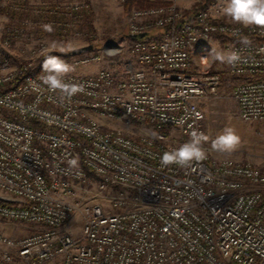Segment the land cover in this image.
Returning <instances> with one entry per match:
<instances>
[{"label": "built area", "instance_id": "obj_1", "mask_svg": "<svg viewBox=\"0 0 264 264\" xmlns=\"http://www.w3.org/2000/svg\"><path fill=\"white\" fill-rule=\"evenodd\" d=\"M82 7L52 4L49 12ZM221 16L220 0L189 16L174 3L132 9L128 36L174 25L158 41L128 44L153 75L128 65L124 76L108 68L71 71L65 80L85 88L71 101L47 91L43 69L12 65L0 52V221L32 226L16 239L0 237V264H264V173L256 165L215 158L210 141L208 158L193 168L159 163L192 130L215 138L205 130L200 99L217 94L220 77L189 71L195 46L214 34L242 57L228 65L239 81L230 91L238 115L264 119V29ZM13 36L0 35V45ZM102 57L63 60L76 68ZM98 117L143 123L151 134L133 137ZM92 184L119 188L112 211L84 194Z\"/></svg>", "mask_w": 264, "mask_h": 264}, {"label": "rangeland", "instance_id": "obj_2", "mask_svg": "<svg viewBox=\"0 0 264 264\" xmlns=\"http://www.w3.org/2000/svg\"><path fill=\"white\" fill-rule=\"evenodd\" d=\"M76 1L77 4H83L82 9L77 12H67L64 8L49 12V3L39 9L35 0H0V35L9 33L14 35L8 45H0V52L9 56L12 65L31 62L34 68L39 69L42 68L43 57L50 52L61 59H66L73 55L72 48L92 44V50L87 53H103L104 65L120 73L124 69L123 60L130 54L123 0H108V2L97 0L93 5L86 0ZM161 2L136 0L129 13L132 9L141 6L164 5ZM179 2L181 4L179 8L185 12L192 9L199 0H179ZM221 18L232 22L230 18L222 16ZM44 24H51L54 30L51 33L44 31L42 28ZM212 36L217 40L215 45L206 51L205 56L213 48L227 51L228 40L219 34ZM190 67L192 70H200L203 74H218L220 77L217 94L203 98V103L200 101L205 114L204 126L207 133L215 137L225 127H233L241 137L240 146L231 154L214 151H211V154L215 158L249 161L264 173V119L244 120L238 115L236 102L230 94L235 79L229 73L228 65L216 62L209 67L201 59L194 60L192 57ZM108 122L111 125L114 123L115 128L133 137L151 134L150 127L136 122L121 119L108 120ZM118 191L119 188L113 185L99 189L97 184H92L84 194L88 198L98 199L107 210L112 211L109 201L117 196ZM78 195L83 196V192H78ZM79 220L80 215L73 214L71 222L75 221L78 225ZM31 230L32 226L27 224L0 221V237L23 236ZM73 232L77 233L78 229H73Z\"/></svg>", "mask_w": 264, "mask_h": 264}, {"label": "clouds", "instance_id": "obj_3", "mask_svg": "<svg viewBox=\"0 0 264 264\" xmlns=\"http://www.w3.org/2000/svg\"><path fill=\"white\" fill-rule=\"evenodd\" d=\"M220 11L233 23L264 29V0H220ZM42 28L49 33L54 30L51 24H44ZM241 43L248 45L250 41L245 38ZM241 59L239 51H224L215 48L211 49L207 56L202 57L204 63L209 67L216 62L234 67L241 62ZM42 69L44 72V75L40 77L42 85L51 93H59L61 100L71 101L77 94L84 93L85 88L82 84L70 83L65 80L66 75L73 68L59 56L46 55ZM209 141L211 151L231 154L240 146L241 137L233 127H225L215 138H210L204 132L192 130L190 139L179 147L163 152L159 163L162 167L176 165L180 168H193L195 164L208 158L209 149L204 145ZM67 163L69 167L75 168L78 166V159H69Z\"/></svg>", "mask_w": 264, "mask_h": 264}, {"label": "crops", "instance_id": "obj_4", "mask_svg": "<svg viewBox=\"0 0 264 264\" xmlns=\"http://www.w3.org/2000/svg\"><path fill=\"white\" fill-rule=\"evenodd\" d=\"M97 1V0H86L87 3H90L93 5V3ZM101 2H108V0H99ZM150 1H153V0H150ZM159 1H162L161 3L162 4H168V3H174L176 4L178 7L181 5L179 0H159ZM77 1L76 0H35V4L37 5V7L42 8L44 7L43 5H45L46 3L52 5V4H68V3H76ZM86 3V6H88V4ZM104 6V5H103ZM222 17L225 18V16L222 14ZM216 38L214 36H210L208 38V40L206 41H201L199 42V44H197L195 46V48L193 49V51L191 52V56L194 57V60L195 58L197 59H201L202 60V57H204L206 55V51L209 50V48L213 47L215 45V42H216ZM226 47V46H225ZM227 48V47H226ZM227 51L228 48H227ZM123 65H128L129 67H131V69H137V68H141L143 70H145L148 74H152L153 73L151 72V69L148 65L146 64H143V63H140L138 60L135 59V57L132 55V54H128V58L124 59L123 60ZM104 62H105V59H101L100 61H97V62H92V63H89V64H86L84 65L83 67L79 68H73V72H76V73H79V74H88V75H92V74H95L100 68H108L104 65ZM100 64H102L101 66H99ZM109 69V68H108ZM113 70V69H112ZM115 72H118L116 70H113ZM189 71L196 75V76H202L204 75L200 70H192V67H190ZM118 74L120 75H126V71L125 69L121 70L120 73L118 72ZM234 78V77H233ZM200 101L203 103V98L200 99ZM98 120L106 125V126H110L111 123L108 122L107 119L105 118H102V117H98ZM110 124V125H109ZM113 125V126H112ZM112 125L110 127H114L115 124L112 123ZM205 127V126H204ZM206 130V129H205ZM207 132V131H206ZM15 227H18V225L14 224ZM20 236H10L9 238L11 239H16ZM5 248V245L0 241V251L3 250Z\"/></svg>", "mask_w": 264, "mask_h": 264}, {"label": "trees", "instance_id": "obj_5", "mask_svg": "<svg viewBox=\"0 0 264 264\" xmlns=\"http://www.w3.org/2000/svg\"><path fill=\"white\" fill-rule=\"evenodd\" d=\"M136 0H123V8H124V13H125V22H127L128 16H129V10L132 8V6H134ZM208 0H199V2H197L192 9H190L189 11H185L184 13L189 16L194 14L197 10H201L204 9L207 5ZM151 5L148 6H141V7H149ZM155 6V5H153ZM157 6V5H156ZM141 7H137V8H141ZM174 30V25L173 24H166L163 26H155L152 25L150 26L147 30L144 31V36L141 38H132L133 35H129V41L130 43H132L135 40H144V41H158L160 40V38L165 34L166 31H170L172 32ZM131 36V37H130ZM241 38L244 37H253V36H248L247 33H244L242 36H240ZM48 54H52V52L48 53ZM47 54V55H48ZM46 56V55H45ZM45 57H43L44 59ZM41 59V58H40ZM40 70H42V68H39ZM238 80H235L234 85L236 83H238ZM141 125L144 126H148L146 124L140 123Z\"/></svg>", "mask_w": 264, "mask_h": 264}, {"label": "water", "instance_id": "obj_6", "mask_svg": "<svg viewBox=\"0 0 264 264\" xmlns=\"http://www.w3.org/2000/svg\"><path fill=\"white\" fill-rule=\"evenodd\" d=\"M144 34H145L144 32H141V33H138L136 35H133L132 38L133 39L134 38H141V37L144 36ZM92 48H93V45L92 44H87V45H84V46L72 48L71 49V54L76 55V54L85 53V52L91 51Z\"/></svg>", "mask_w": 264, "mask_h": 264}]
</instances>
